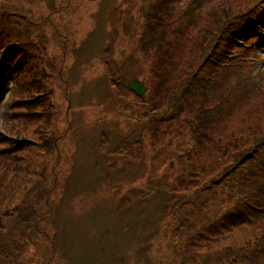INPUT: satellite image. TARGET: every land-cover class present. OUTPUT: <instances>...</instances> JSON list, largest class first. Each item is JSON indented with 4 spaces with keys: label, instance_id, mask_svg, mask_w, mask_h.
<instances>
[{
    "label": "trees",
    "instance_id": "trees-1",
    "mask_svg": "<svg viewBox=\"0 0 264 264\" xmlns=\"http://www.w3.org/2000/svg\"><path fill=\"white\" fill-rule=\"evenodd\" d=\"M233 1L235 8L223 0L225 5L207 10L202 24L197 17L188 34L186 14L181 13L190 10L192 0H135L133 5L121 8L118 4L107 11L113 25L129 21L135 46L115 70L106 55L110 83L117 85L105 99L116 96L123 102L121 113L133 120L136 129L123 131L127 135L120 142L110 141L108 132H103L94 141L95 155L105 165L106 180L114 170L124 176L132 174L130 181L144 180L141 187L129 185L124 190L112 213L101 205L85 218L106 222L110 217L113 226L104 228L115 238L112 228L120 217L113 214L139 208V223L132 218L129 230L118 232L113 241H121L120 261L125 249L135 264L148 251L141 241L139 249L128 248L136 241L129 237L132 231L136 235L141 229L162 233L166 226L174 237L180 264H201L205 251L212 252L220 241L252 224L263 230L254 240L225 245L220 252L226 258L264 264V100H259L264 98V77L252 75L253 58L264 50V0L253 5L248 0L246 5ZM41 18L14 0L0 4V93L9 80L15 88L31 71V64L47 55L45 50L38 52L43 36L33 39L40 33ZM133 55L134 64L130 63ZM117 71L132 74L119 81ZM131 77L146 82L142 95L129 89ZM33 82L36 88L42 86L38 77ZM16 92L20 95L7 104L3 119L36 114L39 110L28 109L42 104L45 96L40 89L31 95ZM0 140L8 141L0 147L1 175L8 169L9 154L23 150L26 139L14 140L0 132ZM45 142L54 145L49 138ZM55 210L47 201L26 200L3 212L9 219L4 222L0 215V264L20 261L19 253L30 243L56 248L51 226Z\"/></svg>",
    "mask_w": 264,
    "mask_h": 264
},
{
    "label": "rangeland",
    "instance_id": "rangeland-1",
    "mask_svg": "<svg viewBox=\"0 0 264 264\" xmlns=\"http://www.w3.org/2000/svg\"><path fill=\"white\" fill-rule=\"evenodd\" d=\"M3 1L0 0V4ZM195 1L198 2L192 5V13L185 17L191 25L198 21L197 9L200 5H203L204 11L199 24L207 19V10L214 9L215 5H225L223 0ZM246 1L237 0V3L246 5ZM14 2L32 9L38 17L42 16L39 21L40 33L36 32L33 39L43 36L38 52L45 50L47 54L40 55L41 59L31 64V71L23 75L16 91H28L31 95L40 89L45 96L41 98L42 104L28 109L39 110L30 116L3 119L4 106L0 104V131L14 140L26 139L23 150L9 154L5 167L8 169L0 175V215L4 222H8L9 218L2 214L15 205L26 200L33 203L47 201L56 208L51 222L56 235V248L49 244L30 243L19 253L18 260L21 262L10 264H135L136 259L132 257L130 260L127 249L123 251L124 258L120 255L123 258L120 261L118 246L121 241H113L117 240L118 232L126 233L129 230L132 218L139 223L138 207L132 213L118 211L113 214L120 217L112 228L115 238L110 237L104 228L106 225L113 226L110 217L108 220L105 218L106 222L93 221L94 216L90 220L85 218L95 214L97 208L100 210L101 205L105 212L112 213V207L117 206L129 185H143L144 178L130 181L132 174L124 176L116 170L106 180L102 174L105 165L95 155L97 149L94 148V141L97 142L103 132H108L110 141L120 142L127 135L123 131L136 129L135 124H131L133 120L121 113L123 102L116 96L111 101L105 99L106 93L117 85L110 83L109 79L108 85L105 83L109 76L106 54L110 55L109 62L113 68L127 61L126 56L135 46L129 21L113 25L107 11L118 4L121 8L126 3L133 5L135 0ZM228 2L231 8L236 7L235 1ZM106 51H111V54ZM77 52H82V55H77ZM134 59L135 55L130 63L134 64ZM131 74L116 73L119 81H124ZM34 76L39 78L40 88H36ZM13 95L9 100L20 94L16 92ZM259 100L261 102L264 98L259 97ZM71 125L78 128L73 129ZM47 138L54 140L53 146L45 142ZM5 145H8V141L0 140V147ZM69 193L71 197L67 196ZM150 196L154 197L153 194ZM166 229L165 226L162 233L148 229L139 230L138 235L133 231L130 233V239L133 237L136 241L128 246L129 249H139V241L148 249L141 255L140 264H180L174 237ZM262 231L252 224L238 229L229 239L220 241L212 252L205 251L200 256L201 264H249L245 260L237 261L234 256L226 258L220 251L225 245L234 247L254 240Z\"/></svg>",
    "mask_w": 264,
    "mask_h": 264
},
{
    "label": "water",
    "instance_id": "water-1",
    "mask_svg": "<svg viewBox=\"0 0 264 264\" xmlns=\"http://www.w3.org/2000/svg\"><path fill=\"white\" fill-rule=\"evenodd\" d=\"M130 87L135 89L137 92L142 93L145 91V84L139 79H132L129 83Z\"/></svg>",
    "mask_w": 264,
    "mask_h": 264
}]
</instances>
